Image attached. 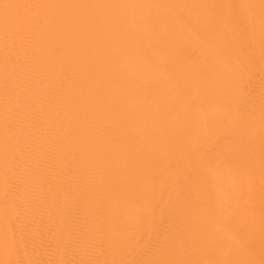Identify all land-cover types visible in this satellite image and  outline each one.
Here are the masks:
<instances>
[{
    "label": "bare ground",
    "instance_id": "obj_1",
    "mask_svg": "<svg viewBox=\"0 0 264 264\" xmlns=\"http://www.w3.org/2000/svg\"><path fill=\"white\" fill-rule=\"evenodd\" d=\"M0 264H264V0H0Z\"/></svg>",
    "mask_w": 264,
    "mask_h": 264
}]
</instances>
